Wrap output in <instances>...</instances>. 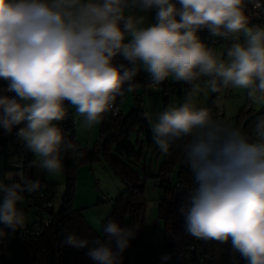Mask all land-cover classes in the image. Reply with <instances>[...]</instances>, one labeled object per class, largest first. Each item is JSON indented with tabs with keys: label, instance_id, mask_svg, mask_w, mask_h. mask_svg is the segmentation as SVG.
<instances>
[{
	"label": "clouds",
	"instance_id": "obj_1",
	"mask_svg": "<svg viewBox=\"0 0 264 264\" xmlns=\"http://www.w3.org/2000/svg\"><path fill=\"white\" fill-rule=\"evenodd\" d=\"M153 9L149 24L144 14ZM260 13L264 0H0V129L34 154L33 166L59 175L65 138L54 122L65 118V102L91 127L136 90L141 69L151 87L169 77L190 85L151 123L160 152L179 147L194 178L178 209L185 231L264 264V115L246 132L197 104L204 88L231 87L264 107V25L251 23ZM203 29L232 42L217 51L200 40ZM117 56L128 63L115 64ZM39 187L23 172L0 179V238L24 226L18 205ZM138 227L110 219L104 240L70 234L63 243L87 248L93 264H123ZM171 259L163 255L162 264Z\"/></svg>",
	"mask_w": 264,
	"mask_h": 264
},
{
	"label": "trees",
	"instance_id": "obj_2",
	"mask_svg": "<svg viewBox=\"0 0 264 264\" xmlns=\"http://www.w3.org/2000/svg\"><path fill=\"white\" fill-rule=\"evenodd\" d=\"M114 63L118 65L128 62L123 58L120 62ZM133 83L148 87L149 74L141 70ZM165 84L166 81L160 85L164 88ZM216 97L217 93H213L209 98L208 106L213 105ZM139 101L140 99L136 97L127 114L122 115L119 111L117 116L108 121L103 118L99 127V140L96 141L93 149L77 145L73 117L70 116L69 121L54 122L61 127L65 138L61 146V158L66 186L63 190L61 206L50 212L51 223L42 227L38 235L24 233L25 226L15 232L6 230V237L0 238V264H93L86 255L87 248L69 247L63 241L70 234L88 238L90 241L95 238L105 239L103 230L102 234L93 230L82 216L80 209H76L72 203L76 168L79 164L95 159L100 161L101 158L124 184L123 190L116 197L112 212L102 221L101 227L110 219L123 225L127 217L129 225H139L129 247L140 243L145 216V182L147 178L152 177L155 178L156 187L160 189L156 211L163 221L164 248L172 256L168 264H189L188 246L191 244L197 245V256L207 264H247L239 253L232 250L230 242L200 240L185 231L184 217L178 209L196 187L193 175L184 163L183 153L179 147L174 146L169 154L160 152L153 141L151 126L143 114L144 110ZM68 110L70 111L69 108ZM257 115H264V110L256 112L243 106L236 116V125L250 132V126ZM159 157L160 160L157 162ZM175 169L176 172L179 171V175L176 176L174 173L175 177H172V181H166L165 176L169 173L173 174ZM45 185L50 184L45 182ZM93 246L92 243L89 244V247Z\"/></svg>",
	"mask_w": 264,
	"mask_h": 264
},
{
	"label": "rangeland",
	"instance_id": "obj_3",
	"mask_svg": "<svg viewBox=\"0 0 264 264\" xmlns=\"http://www.w3.org/2000/svg\"><path fill=\"white\" fill-rule=\"evenodd\" d=\"M218 51V48H222L221 45L214 46ZM147 73L145 70L141 69ZM202 81H198L201 83ZM167 85L165 89H168L169 94L166 96L162 93V87L151 88L137 84L136 90L132 93L125 92L122 102H119V110L122 115L127 114L131 109L135 98L140 99V103L144 110V116L151 126V123H155L159 113L164 111L169 105H179L183 102L184 97L188 90H182L178 93V87L180 86L177 81L169 77L167 79ZM184 89V88H183ZM210 91L204 88V91L198 97L197 104L201 107ZM71 113L74 118L75 124L79 131L77 135V142L80 147L93 149L96 141L99 140V125L103 119L94 125V135L90 137V127L86 126L83 117L76 114V109L71 105ZM151 118V122L149 120ZM224 121H227L224 120ZM236 117L232 118L230 122L236 124ZM135 133L133 134V138ZM132 138V139H133ZM13 150V146H8L6 151L0 150V179L4 178V174L8 172H19L15 169L9 168V164L12 161V156H6L8 152ZM34 160L37 158L32 154ZM150 155V154H149ZM160 160V157L159 159ZM173 177H175L176 169L174 170ZM33 176H44L49 180V186L54 192V209L57 210L61 206L62 195L66 186L65 175L63 170L59 175H50L37 166H34ZM75 187L72 203L76 209H80L82 216L89 223V225L97 233L102 234V227L100 226L102 221L112 212L116 203V197L123 190L124 184L121 179L115 176L111 167L103 160L95 159L90 162L79 164L75 171ZM155 178L149 177L146 179L144 188L145 197V216L142 228L141 242L135 246L128 247L124 252L125 264H162L161 257L165 254H169L167 249L164 248V231L163 221L157 215V198L160 195V191L154 187ZM6 182V181H5ZM103 196L105 200L103 201ZM18 207L22 208L24 213L27 214L29 220L35 219V223L38 218L33 206H29L26 202V198L22 204ZM27 211V213H26ZM26 220V219H25ZM124 224H128V218L124 220ZM25 224V223H24ZM123 224V225H124ZM171 261V260H170ZM170 261L167 262L170 263Z\"/></svg>",
	"mask_w": 264,
	"mask_h": 264
},
{
	"label": "built area",
	"instance_id": "obj_4",
	"mask_svg": "<svg viewBox=\"0 0 264 264\" xmlns=\"http://www.w3.org/2000/svg\"><path fill=\"white\" fill-rule=\"evenodd\" d=\"M249 12H252V7L249 5ZM258 11V10H257ZM251 23L253 24H262L264 25V13H260L258 16L253 15ZM200 40L206 43L209 46L215 45H227L232 41H225L222 38L214 37L207 29H203L197 34ZM245 39L244 36L240 37L241 42ZM6 87V84L3 81H0V88ZM162 87L161 85L155 87V89ZM186 88L189 89L190 85L186 84ZM164 96L169 94L168 89L161 88ZM210 91V90H209ZM211 92V91H210ZM213 94V92H211ZM125 95V94H124ZM123 96L117 97V101L113 108L106 112L103 116L104 120L108 121L110 118L117 116L119 113V102H122ZM212 110V115L214 119H222L223 117V109L222 107H218L216 105L205 106ZM66 108V116L63 121L71 120V112ZM250 108L249 103L245 104V109ZM75 124V122H74ZM23 126V125H20ZM15 131V130H14ZM8 146H13L12 152L8 156H12V161L9 164V168L15 169L16 171L23 172L25 176L33 181H39L40 187L38 190L31 193H24L26 198V202L29 206H33L35 209L36 216L38 221L34 223L32 226H25L23 229L24 233H28L31 235L40 234L42 227H45L51 223L50 212L54 209V192L51 190L50 186L45 185V182L42 179L35 178L33 176L34 166L32 162L34 161V157L31 155V152L28 151L24 145L17 139L14 134H6L3 129H0V150H6ZM173 174L169 173V175L165 176L166 181H172ZM11 181H6V183H10ZM178 184V183H177ZM103 201L105 197L103 196ZM189 248V264H207L203 259H199L197 256V245L191 244L188 246ZM198 258V259H197Z\"/></svg>",
	"mask_w": 264,
	"mask_h": 264
},
{
	"label": "crops",
	"instance_id": "obj_5",
	"mask_svg": "<svg viewBox=\"0 0 264 264\" xmlns=\"http://www.w3.org/2000/svg\"><path fill=\"white\" fill-rule=\"evenodd\" d=\"M144 15L147 16V23L151 24V23H155V10H151L147 13H145ZM222 48H218V51H223L225 45L221 44ZM123 59L122 56H117L114 60V62L118 63L120 62L121 60ZM166 83H167V79L165 80ZM179 83V89H180V92H182V90H189L186 88V84L183 83V82H178ZM167 84H165L166 86ZM148 87H151L150 85ZM151 88H155V87H151ZM165 88V87H164ZM184 88V89H183ZM212 94L211 92L209 93L208 97L206 98V101L204 102V104L201 106V107H205V106H208V102H209V98H211ZM167 97V96H166ZM249 103L250 105V108L256 112H260L261 110H264V107L262 106H258V105H253L248 97H247V92L245 90H241V89H233L231 87H228V88H225V89H222L220 92L217 93V97L215 98V101H214V105L218 106V107H222V111H223V117L221 120H226L227 121H230L232 118H235L239 112V109H241L243 106L245 107V104L246 103ZM71 111V104L69 103H66L65 104ZM72 115V113H71ZM72 117V116H71ZM102 124V123H101ZM101 124L99 125V127H101ZM77 125L78 124H75V137H76V140H77V135L79 133L78 129H77ZM95 125V124H94ZM94 125L90 127V131H89V134H90V137H92L94 135ZM98 127V128H99ZM100 131V128L98 129ZM75 140V141H76ZM77 145L80 147V145L78 144L77 142ZM147 159H148V156H147ZM159 160H157L158 162ZM39 177V179H42L43 181H45L46 183L49 182V180L44 177V176H37ZM155 186H157L156 182H154ZM159 191L160 189L158 187H156ZM160 198V195L159 197ZM157 198V205H158V202H159V199ZM27 213V211H26ZM28 215L25 214V224L24 226L26 225H31V224H34L35 223V219H31L29 220V218L27 217ZM23 226V227H24ZM125 263V262H124Z\"/></svg>",
	"mask_w": 264,
	"mask_h": 264
},
{
	"label": "water",
	"instance_id": "obj_6",
	"mask_svg": "<svg viewBox=\"0 0 264 264\" xmlns=\"http://www.w3.org/2000/svg\"><path fill=\"white\" fill-rule=\"evenodd\" d=\"M178 93L180 92V89H178V91H177ZM179 171H177L175 174H176V176H178L179 174Z\"/></svg>",
	"mask_w": 264,
	"mask_h": 264
}]
</instances>
